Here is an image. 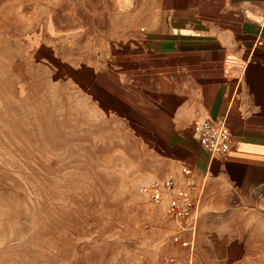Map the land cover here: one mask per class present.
Masks as SVG:
<instances>
[{
  "label": "rangeland",
  "instance_id": "rangeland-1",
  "mask_svg": "<svg viewBox=\"0 0 264 264\" xmlns=\"http://www.w3.org/2000/svg\"><path fill=\"white\" fill-rule=\"evenodd\" d=\"M116 13L106 0H0V264H264L251 215L202 205L191 248L188 224L153 201L152 184L173 178L164 153L101 86Z\"/></svg>",
  "mask_w": 264,
  "mask_h": 264
},
{
  "label": "crops",
  "instance_id": "crops-1",
  "mask_svg": "<svg viewBox=\"0 0 264 264\" xmlns=\"http://www.w3.org/2000/svg\"><path fill=\"white\" fill-rule=\"evenodd\" d=\"M106 1L121 23L99 69L112 110L164 153L167 175L193 168L206 215L249 214L252 231L264 230V0ZM208 119L230 130L226 154L202 146Z\"/></svg>",
  "mask_w": 264,
  "mask_h": 264
},
{
  "label": "built area",
  "instance_id": "built-area-1",
  "mask_svg": "<svg viewBox=\"0 0 264 264\" xmlns=\"http://www.w3.org/2000/svg\"><path fill=\"white\" fill-rule=\"evenodd\" d=\"M197 136L202 146L213 155L226 154L232 146L230 130L213 119H208L197 128ZM184 178H166L155 181L151 186L152 199L157 205H165L168 215L188 224L186 229L192 233V238L183 240L182 244L193 247L197 232V214L202 206L204 187L193 178V168L185 165L183 167ZM170 262H177L175 257ZM190 258L185 263L191 264Z\"/></svg>",
  "mask_w": 264,
  "mask_h": 264
}]
</instances>
